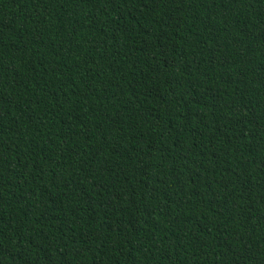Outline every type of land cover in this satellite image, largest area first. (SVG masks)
I'll use <instances>...</instances> for the list:
<instances>
[{
    "label": "trees",
    "instance_id": "obj_1",
    "mask_svg": "<svg viewBox=\"0 0 264 264\" xmlns=\"http://www.w3.org/2000/svg\"><path fill=\"white\" fill-rule=\"evenodd\" d=\"M0 264H264V0H0Z\"/></svg>",
    "mask_w": 264,
    "mask_h": 264
}]
</instances>
